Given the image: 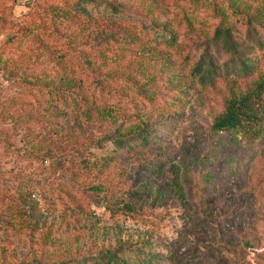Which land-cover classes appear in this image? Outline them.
Returning <instances> with one entry per match:
<instances>
[{
    "label": "rangeland",
    "instance_id": "1",
    "mask_svg": "<svg viewBox=\"0 0 264 264\" xmlns=\"http://www.w3.org/2000/svg\"><path fill=\"white\" fill-rule=\"evenodd\" d=\"M74 1L0 0V264L124 241L161 264H264V134L212 129L264 59L206 88L190 75L218 25L243 37L253 17L264 34V0H110L120 21L75 15ZM66 87L74 101L50 104ZM145 129L146 146L112 143Z\"/></svg>",
    "mask_w": 264,
    "mask_h": 264
},
{
    "label": "trees",
    "instance_id": "2",
    "mask_svg": "<svg viewBox=\"0 0 264 264\" xmlns=\"http://www.w3.org/2000/svg\"><path fill=\"white\" fill-rule=\"evenodd\" d=\"M72 13L90 18L96 15L100 19L120 21L125 17V10L110 0H75L72 2ZM245 34L239 35L234 27L218 25L197 60L190 68V75L201 88L212 86L219 78L244 79L251 76L257 69L254 53L259 52L264 59V34L260 32L262 22L257 18L248 17L244 21ZM146 32H152L153 38L159 43L171 45L175 36L162 31L152 24H144ZM111 34H106L105 40H112ZM219 47L228 57L222 64L214 62L209 49ZM50 86H41V89ZM264 75L255 81L251 88L232 95L226 101L223 112L212 124L215 131H231L247 137H258L264 134ZM49 103L64 107L74 101L72 88H54L49 90ZM74 103V102H73ZM153 134L148 129L127 137L112 139L116 149L130 148L131 140L137 145L146 146L152 140ZM128 207V206H127ZM149 242H121L112 248L102 249L96 253H87L80 257H70L52 263L36 259L19 260L12 264H161L157 252L148 250Z\"/></svg>",
    "mask_w": 264,
    "mask_h": 264
}]
</instances>
